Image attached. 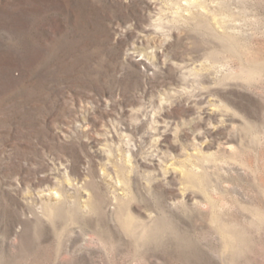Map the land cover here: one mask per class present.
<instances>
[{
    "label": "rangeland",
    "instance_id": "obj_1",
    "mask_svg": "<svg viewBox=\"0 0 264 264\" xmlns=\"http://www.w3.org/2000/svg\"><path fill=\"white\" fill-rule=\"evenodd\" d=\"M0 264H264V0H0Z\"/></svg>",
    "mask_w": 264,
    "mask_h": 264
}]
</instances>
